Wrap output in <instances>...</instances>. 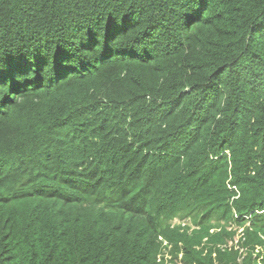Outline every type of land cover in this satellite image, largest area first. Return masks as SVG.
<instances>
[{
  "label": "trees",
  "instance_id": "16d2710c",
  "mask_svg": "<svg viewBox=\"0 0 264 264\" xmlns=\"http://www.w3.org/2000/svg\"><path fill=\"white\" fill-rule=\"evenodd\" d=\"M0 264H264V0H0Z\"/></svg>",
  "mask_w": 264,
  "mask_h": 264
},
{
  "label": "bare ground",
  "instance_id": "6f19581e",
  "mask_svg": "<svg viewBox=\"0 0 264 264\" xmlns=\"http://www.w3.org/2000/svg\"><path fill=\"white\" fill-rule=\"evenodd\" d=\"M238 195H236L235 197H237ZM176 220V219H175ZM173 223H175V224H178L179 222L176 220L175 222H173ZM186 225V224H188L187 223V221L186 222H184V223H182L181 225ZM242 229V228H241ZM240 234H241V231H240ZM165 243V242H164ZM236 243V242H235ZM230 246V245H229ZM167 255V254H166Z\"/></svg>",
  "mask_w": 264,
  "mask_h": 264
},
{
  "label": "rangeland",
  "instance_id": "374dc122",
  "mask_svg": "<svg viewBox=\"0 0 264 264\" xmlns=\"http://www.w3.org/2000/svg\"><path fill=\"white\" fill-rule=\"evenodd\" d=\"M176 220H174V222H175ZM182 224V223H181ZM240 231H242V229L240 228L239 230H238V235L236 236V238L235 239H237L239 236H240ZM235 242L236 241H234L233 243L235 244ZM232 243L230 242V244L229 245H231Z\"/></svg>",
  "mask_w": 264,
  "mask_h": 264
}]
</instances>
